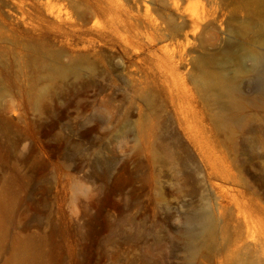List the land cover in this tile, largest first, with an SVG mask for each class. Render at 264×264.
<instances>
[{"label": "rangeland", "instance_id": "374dc122", "mask_svg": "<svg viewBox=\"0 0 264 264\" xmlns=\"http://www.w3.org/2000/svg\"><path fill=\"white\" fill-rule=\"evenodd\" d=\"M166 7L0 0V264H264V30Z\"/></svg>", "mask_w": 264, "mask_h": 264}, {"label": "bare ground", "instance_id": "6f19581e", "mask_svg": "<svg viewBox=\"0 0 264 264\" xmlns=\"http://www.w3.org/2000/svg\"><path fill=\"white\" fill-rule=\"evenodd\" d=\"M162 1H165L168 4V7L165 8V13H174V15L176 14L180 18L189 17L190 20H187L188 22L190 21L188 24H190L191 27L189 28H192V30L205 28L211 20L223 21L222 19L231 17L233 15L248 17V23L246 25L247 29L251 28L255 23L260 29L264 30V0ZM147 24L148 27L153 31V34L156 38L165 39L167 37H171V33H173V31H169L166 25H163L164 23L156 24L153 20H148ZM74 25L75 23L71 21L68 22V27L72 28ZM183 40L185 42L188 41L187 33L183 34ZM185 46L186 45H184V47ZM260 57L262 56L259 54L258 58ZM233 71V74L229 75L221 74L219 76H212L207 71L202 70L200 76L196 80V83L202 91L209 92L215 88L218 91V96L220 95L222 97L228 98V101L225 105L233 107L234 102L229 100V97L233 98L235 93L238 91L236 79L240 73L245 72V69L237 67ZM248 71L259 73L257 63H255V65ZM212 223V218L204 213L193 214L186 218V227L183 228L181 232V238L184 245L189 248V251L194 252L196 250V247H194L192 244L194 238L198 235H207L211 230Z\"/></svg>", "mask_w": 264, "mask_h": 264}]
</instances>
